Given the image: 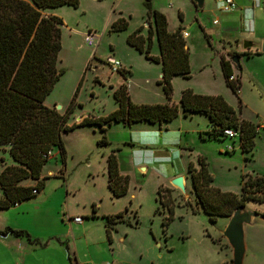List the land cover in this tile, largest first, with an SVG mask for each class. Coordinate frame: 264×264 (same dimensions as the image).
<instances>
[{"label": "rangeland", "instance_id": "rangeland-1", "mask_svg": "<svg viewBox=\"0 0 264 264\" xmlns=\"http://www.w3.org/2000/svg\"><path fill=\"white\" fill-rule=\"evenodd\" d=\"M149 1L155 9L169 10L170 13L166 12L170 29L181 24L190 36L186 39L190 78L171 80L172 103L177 104L184 90L197 95L220 96L236 111L238 118L254 125L257 130L254 146L243 152L239 138L209 139L208 120L199 114L184 118L180 113L160 130L158 125L151 129L145 123L136 127L130 125L127 129L122 125L111 126L105 135L107 146H98L103 134L97 127H81L63 135L65 167L60 163L57 149H53L43 169V176L47 177L44 190L36 196L37 199L42 197L41 200L31 204L29 214L16 222L33 236L46 238L52 233L67 236L61 242L70 243L72 261L69 263L65 248L53 246V249L33 252L25 264H36L35 258L44 261L43 264H231V252L221 236L228 218L210 222L197 204L186 168L192 165L198 169L197 160H205L213 178L212 186L239 198L243 181L264 177V53H260L264 43V0H231L235 9L229 13L221 11L222 3L217 0H205L203 9L197 12L189 0ZM145 2L78 0L77 9L61 7L52 11L63 21L57 68L64 74L46 98L45 105L60 106L58 112L63 114L65 106L61 104L72 98L83 78L76 98L78 105L67 125L89 116L105 117L117 109L112 89L123 83L117 73L110 76L105 64L109 57L121 62L130 72L126 87L133 104L168 102L161 86L157 85L161 67L147 61L126 43L129 34L140 27L146 38ZM177 9L184 19L176 17ZM119 17L128 26L125 31L112 32L111 25H107ZM214 20L218 21L217 26L212 25ZM88 33L95 38L94 47L84 43ZM245 43L254 45L244 49ZM248 50L254 54L250 58L243 55ZM151 55H158L155 37ZM234 57L239 58V69L231 62ZM221 61L230 62L232 73L238 76L237 96L227 85ZM130 141L134 144L133 158H139V163L146 161L144 166L149 172L144 177L140 170L131 173L127 195L116 200L106 188L105 160L120 142ZM121 148L122 152L128 151ZM7 150L0 148V160H9ZM123 162L127 164L126 160ZM5 165L0 161V171ZM181 173L187 182L185 195L172 187V179L169 180ZM169 185L171 194L163 195L170 196L174 210L172 220L165 227L163 221L168 213L156 204V199L159 188ZM68 201L72 206L69 216L77 214L83 219L82 224L69 223L70 219L65 218L67 212H62L60 206L64 210ZM92 204L96 206L97 218L87 220ZM244 206L264 213V203L246 201ZM116 213H123L126 222L113 226L114 230L107 235L102 216ZM61 214L64 222L59 221ZM247 229L243 264H264V222Z\"/></svg>", "mask_w": 264, "mask_h": 264}, {"label": "trees", "instance_id": "trees-1", "mask_svg": "<svg viewBox=\"0 0 264 264\" xmlns=\"http://www.w3.org/2000/svg\"><path fill=\"white\" fill-rule=\"evenodd\" d=\"M144 6L153 26L147 19L146 38L141 35L143 28L140 27L127 37L126 43L147 61L161 66L157 85L161 86L168 102L152 105L133 104L126 85L122 84L112 92L117 105L114 112L105 117L89 116L78 124L67 125L78 105L76 98L83 78L78 82L63 114L45 105L46 98L64 74L63 70L57 68L63 21L56 16H46L43 12L61 7L77 9L78 0H0V148L8 149L7 153L13 163L4 166L0 171V209H8L17 203L32 199L44 189L47 177L43 176V169L52 150L57 149L60 163L65 167L66 152L62 136L81 127H97L101 132H105L106 127L120 123L124 126L140 123L161 126L175 120L180 112L184 118L199 114L208 120L209 139H223V130L238 128L241 150H252L256 128L250 122L240 120L233 108L220 96H203L194 94L191 90H184L180 94L178 104L169 103L172 95L171 80L174 77L185 80L190 78L186 38L180 28L173 33L168 32L165 16L154 11L149 0H146ZM127 26L124 19H118L111 24L110 30L122 32ZM153 37L157 40L158 56L151 55ZM243 55L250 58L254 54L248 50ZM220 63L227 85L237 96L238 76L232 73L230 62ZM127 73L119 72L123 78ZM230 77H234L235 81L230 82ZM106 145L108 143L103 134L98 146ZM197 163L198 169L189 165L187 172L190 174L197 204L211 223H215L219 218H229L234 210L244 206L246 201L264 203V177L243 181L239 198L236 194L222 192L213 187V178L207 170L205 160L198 159ZM106 173L107 189L111 195L114 198L125 196L129 178L120 175L118 160L113 153L106 158ZM25 181H31L32 184L21 185ZM166 193L167 190L157 192V202L168 213V218L163 221L165 227L172 220L174 210L170 196L163 195ZM125 222L122 213L107 217V235L114 225ZM8 233L14 237H29L23 231H13L9 228L1 234ZM65 249L71 263L68 247Z\"/></svg>", "mask_w": 264, "mask_h": 264}, {"label": "crops", "instance_id": "crops-1", "mask_svg": "<svg viewBox=\"0 0 264 264\" xmlns=\"http://www.w3.org/2000/svg\"><path fill=\"white\" fill-rule=\"evenodd\" d=\"M23 1H29V0H23ZM190 2H191V0H189ZM218 1V0H217ZM150 2V1H149ZM222 3V2H221ZM151 4V3H150ZM191 4L193 5V3L191 2ZM193 7H194V5H193ZM204 7V6H203ZM70 8V7H69ZM151 8L154 10V11H157V12H159V13H161V14H163L164 16H165V18H166V20H167V30H168V32L169 33H173V32H175L177 29H181L182 30V32H185V33H187L186 31H185V29H184V27L181 25V24H178L177 23V25H174L173 26V29H170V27H169V18H168V14H167V12H169V10L167 9V10H161V9H158V8H153L152 7V5H151ZM58 9V8H57ZM195 9V8H194ZM53 10H56V9H51V10H47V11H45V12H43V14L44 15H46V16H55V14L54 13H52V11ZM146 11V10H145ZM167 11V12H166ZM196 12H197V10H195ZM170 13V12H169ZM226 13V12H225ZM227 13H229V12H227ZM171 15H174L173 14V12H172V14ZM176 17L178 18V19H184L183 18V14L181 13V11L179 10V9H177L176 10ZM145 16H146V19H148V21L152 24V20H151V18H150V20H149V18L147 17V13L145 12ZM117 20L118 19H123V18H116ZM117 20H115L114 22H116ZM113 22V20H111L109 23H108V25H107V27H109V24L111 25L112 23H114ZM145 25H147V27H148V24H145ZM212 25H213V22H212ZM218 25V21H217V24L216 25H213V26H217ZM152 26H153V24H152ZM143 28V27H142ZM250 29V28H249ZM134 32V31H133ZM142 33V32H141ZM247 34V33H246ZM250 34V33H249ZM130 35V34H129ZM142 35V34H141ZM187 35H188V33H187ZM190 36L188 35L187 37H186V39H188ZM98 39V38H97ZM186 39H185V42H186ZM85 43V42H84ZM245 45H247V43H245ZM253 45L254 44H252V46L251 47H253ZM186 47L188 48V46H187V43H186ZM189 49V48H188ZM153 56H155V55H153ZM156 56H158V55H156ZM121 63V62H120ZM123 64H121V70L119 71V72H128L127 73V76H126V74H125V78H123L119 73H117V75H120L121 76V80H122V83L124 84V85H126L127 84V81H128V79L131 77V74H130V72L128 71V69H126V67H124V65L122 66ZM160 66V65H159ZM161 67V66H160ZM116 75V76H117ZM111 77L112 76H114V74H112V75H110ZM174 78H176V77H174ZM173 78V79H174ZM118 82H120V80L118 81ZM121 83V84H122ZM117 87L115 86H113V89H112V92H113V90H115ZM129 95V94H128ZM71 100V99H70ZM70 100L68 101V102H66L65 104H61V106H65V109H66V107L68 106V104H69V102H70ZM171 101V100H170ZM169 101V103H171L172 104V101L170 102ZM179 101V100H178ZM60 102H58V104H59ZM175 104V103H174ZM177 104H178V102H177ZM52 105H53V103H52ZM48 107H50V106H48ZM61 110V109H60ZM59 110V111H60ZM234 110V109H233ZM235 111V110H234ZM236 112V111H235ZM181 113V115H182V112H180ZM179 113V114H180ZM195 114H192V115H190V116H194ZM201 116H203V115H201ZM90 117H95V116H90ZM95 118H98V117H95ZM206 118V117H205ZM239 118H240V116H239ZM240 120H242L241 118H240ZM82 121V120H81ZM243 121H245V120H243ZM75 124H78V123H75ZM164 124H168V123H163L161 126H163ZM114 125H119V126H123V128H126L127 129V127L128 126H124L123 124H113L112 126H114ZM139 125V124H138ZM136 127V124H134V125H132V127ZM157 125H149V127L148 128H155ZM161 126H158L159 127V130H160V128H161ZM111 127V126H110ZM110 127H106L105 128V132H101L100 131V133L101 134H104V135H106V132H107V130H109V128ZM154 130V129H153ZM152 130V131H153ZM147 131H151V130H147ZM141 132H143V131H141ZM154 132H157V131H155L154 130ZM107 146V145H106ZM121 146H123V148H125L126 150H128L127 152H122L123 150H122V148H121ZM133 146H134V144H132V142L130 141L129 143H124V144H121V142L119 143V146H118V148H116V149H114V150H112L111 152H110V154L111 153H113L115 156H118L117 157V160H118V166H119V172H120V175H122V176H127L128 178H129V181H130V179H131V173H133L134 171H137V170H140L141 172H144L143 174H142V176L144 177V175H146L147 174V172H149V168H146L144 165H146V161L145 162H143V163H139V161H140V159L139 158H133V156H132V149H133ZM109 155V154H108ZM107 155V156H108ZM9 156V155H8ZM3 160V159H2ZM124 160H126L127 161V164H125L123 161ZM3 162L6 164L5 166H10V165H12L13 163H12V161H11V159H10V157H9V160H3ZM105 163H106V160H105ZM189 166V165H188ZM188 166H187V168H188ZM197 167V166H196ZM64 168V167H63ZM187 168H186V171H187ZM194 168V167H193ZM185 171V172H186ZM52 173H49L48 175H51ZM180 175H182V173L181 174H177L176 176H174V177H172V178H170L169 180H171V179H173V178H175V177H179ZM185 178V177H184ZM32 183H31V181H25V182H22L21 183V185H24V186H28V185H31ZM186 184H187V182H186V179H185V187H186ZM106 188H107V179H106ZM160 190H167V194H171V187H170V185H169V187H166V188H159ZM44 190V189H43ZM42 190V191H43ZM108 190V189H107ZM41 191V192H42ZM41 192H39L38 194H36L35 195V197H33L32 199H29V200H26V201H24V202H21V203H17V204H15L14 206H11L10 208H8V209H0V264H25L26 263V258H29L31 255H32V253L33 252H37L38 250H43V249H46V248H51V249H53L54 247L53 246H56V247H58V248H66V246L68 247V250H69V252H70V255H71V251H70V243L67 245V243H64V242H61V239L62 238H64V237H67V236H65L64 234H59V233H52L50 236H48V237H46V238H43V237H41V236H33V235H31L30 234V232H29V230L27 229V228H25V227H23V226H21V224H18L17 222L19 221V220H21V219H23L24 217H26L28 214H29V212H30V207L32 206L31 204H37V203H39V201L41 200V198L42 197H40V198H38L37 199V195H39ZM128 192V191H127ZM108 193H109V195L112 197V198H114L112 195H111V193L109 192V190H108ZM127 195V194H126ZM2 197V193L0 192V198ZM124 197V196H123ZM123 197H120V198H114V199H121V198H123ZM195 197V196H194ZM35 199V200H34ZM26 204V205H24V206H22V204ZM156 204H159L158 202H157V199H156ZM160 206V205H159ZM95 204H92V206H91V213H90V218H88L87 220H92V219H96L97 218V209H95ZM60 208H62V212H64V211H66L67 212V214L66 213H64V215L66 216L65 218H67L68 220L69 219H72V218H74V217H77V214H75L72 218L69 216L70 214H72V206H71V204L69 203V201L68 202H66V204H65V208H64V210H63V206H60ZM159 208H157L156 209V211L158 210ZM127 211V209L125 208V211L124 212H126ZM61 212V213H62ZM117 214H119V213H116V214H113V215H107V216H102V219H104V228H105V231H106V227H105V223H106V218L107 217H111V216H114V215H117ZM123 214V213H122ZM60 215V214H59ZM63 214H61V217H59V221H61V222H64V220L62 219L63 218V216H62ZM92 218V219H91ZM17 221V222H16ZM71 221L69 220V223H70ZM82 223H83V221H82ZM81 223V224H82ZM77 225H79V224H77ZM118 224H116V225H114L115 227L117 226ZM6 228H9V229H11V230H13V231H23V232H25L29 237H14L11 233H8V234H1ZM114 230V228H112L111 230H110V232L111 231H113ZM247 232H248V229L246 230V247H247ZM65 244H66V246H65ZM73 244V249L75 250L76 249V246H75V244H74V242L72 243ZM67 259H68V257H67ZM39 260H41V259H36L35 258V263L37 264V262L38 263H41V264H43V262L44 261H41V262H39ZM75 264H78L77 262L75 263Z\"/></svg>", "mask_w": 264, "mask_h": 264}, {"label": "water", "instance_id": "water-1", "mask_svg": "<svg viewBox=\"0 0 264 264\" xmlns=\"http://www.w3.org/2000/svg\"><path fill=\"white\" fill-rule=\"evenodd\" d=\"M222 2L223 0H218ZM195 10H202L205 0H191ZM252 44H244V49L251 48ZM260 53H264V43L261 46ZM231 62L239 69V58L234 57ZM56 111L61 109L57 106ZM172 187L180 191L182 195L186 194L185 178L183 176L176 177L171 180ZM264 222V215L250 211L245 206L238 207L234 210L232 215L228 218V223L225 229L221 232L222 238L225 240L230 252L232 261L231 264H243L246 247V230L248 227L258 225V222Z\"/></svg>", "mask_w": 264, "mask_h": 264}, {"label": "built area", "instance_id": "built-area-1", "mask_svg": "<svg viewBox=\"0 0 264 264\" xmlns=\"http://www.w3.org/2000/svg\"><path fill=\"white\" fill-rule=\"evenodd\" d=\"M234 9H235L234 3L231 0H223L222 1V7H221L222 12L227 13V12H230ZM216 24H217V20H214L213 25H216ZM187 36H188L187 33L184 32L183 37L186 38ZM84 42L89 47L95 46V38L92 35H90V33H88L84 36ZM105 64L108 67V71L110 74L119 73V71L121 70V63L112 57H109L106 60ZM229 81L234 82L235 78L230 77ZM237 93H239V92H237ZM222 135L226 139H235V138H239L240 133H239L238 128L237 129L227 128V129L223 130ZM231 150H232V148H231ZM70 221L74 222L76 224H81L83 219L80 217H74V218L70 219Z\"/></svg>", "mask_w": 264, "mask_h": 264}]
</instances>
